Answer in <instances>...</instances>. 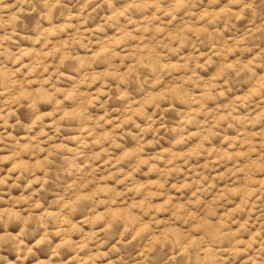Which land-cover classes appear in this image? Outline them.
<instances>
[{"label": "clouds", "instance_id": "9594fccd", "mask_svg": "<svg viewBox=\"0 0 264 264\" xmlns=\"http://www.w3.org/2000/svg\"><path fill=\"white\" fill-rule=\"evenodd\" d=\"M0 264H264V0H0Z\"/></svg>", "mask_w": 264, "mask_h": 264}]
</instances>
